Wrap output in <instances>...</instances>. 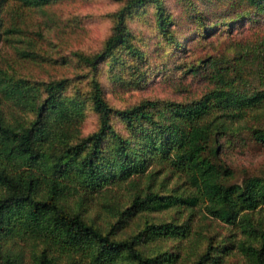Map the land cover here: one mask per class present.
<instances>
[{
    "label": "trees",
    "instance_id": "obj_1",
    "mask_svg": "<svg viewBox=\"0 0 264 264\" xmlns=\"http://www.w3.org/2000/svg\"><path fill=\"white\" fill-rule=\"evenodd\" d=\"M117 1L98 50L61 56L73 76L30 80L0 65V92L24 113L0 106V264H224L235 244L264 264V225L253 218L264 178L234 181L221 157L231 137L264 145V0ZM154 77H190L203 90L123 107L106 96L105 85L143 89ZM90 111L97 125L84 134ZM164 169L185 187L161 193L152 182ZM171 209L183 214L154 216ZM196 210L243 237L201 233Z\"/></svg>",
    "mask_w": 264,
    "mask_h": 264
},
{
    "label": "rangeland",
    "instance_id": "obj_2",
    "mask_svg": "<svg viewBox=\"0 0 264 264\" xmlns=\"http://www.w3.org/2000/svg\"><path fill=\"white\" fill-rule=\"evenodd\" d=\"M117 0H60L52 6L18 7L15 13L5 11L0 7L4 27L0 28V65L12 76L25 77L30 80L47 81L54 77L73 76L75 64H64L61 56L72 57L71 52L78 50L94 52L98 50L111 28V21L107 13L119 6ZM137 29L140 24H137ZM106 86L108 100L123 107L139 101L143 97H159L174 100H187L201 93L203 85L190 77L178 80L175 84L154 77L143 89H125L122 87ZM0 106L6 114L20 116L23 111L12 102L7 101L0 92ZM97 125L96 115L90 111L82 124L84 134L91 132ZM227 147L222 151L221 157L234 171L233 180L240 182L246 175H256L264 178V145L249 140L247 145L231 137L227 140ZM166 170H162L154 186H159L161 193L185 187L184 178L175 174L167 177ZM127 196V189L117 191V199L123 200ZM97 209V208H96ZM182 212V211H181ZM176 209L154 213V216L169 218L173 215L181 216L183 213ZM183 217L187 216L184 211ZM205 212V211H204ZM195 227L201 233L221 238L227 232V239L237 238L242 234L231 229L226 223L206 217L195 211ZM100 221L106 218V212H101ZM253 218L264 225V211L255 212ZM243 237V236H242ZM203 248V245H202ZM231 253L225 256L224 264H254L243 255L235 244ZM184 264V263H179Z\"/></svg>",
    "mask_w": 264,
    "mask_h": 264
}]
</instances>
